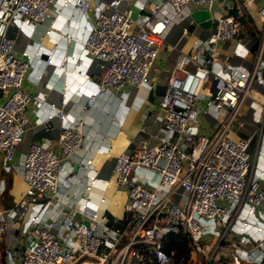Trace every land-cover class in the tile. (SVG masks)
I'll list each match as a JSON object with an SVG mask.
<instances>
[{
  "label": "built area",
  "instance_id": "obj_1",
  "mask_svg": "<svg viewBox=\"0 0 264 264\" xmlns=\"http://www.w3.org/2000/svg\"><path fill=\"white\" fill-rule=\"evenodd\" d=\"M61 1V6L71 3L83 14L92 5L93 23L83 27L73 56L74 60L87 56L93 62L92 87L84 95V105L92 108L96 97L109 89L149 82V69L167 27L173 18L188 16L189 6L206 9L211 25L188 51L177 53L153 115L159 126L149 134L151 141L114 157L111 175L102 186L124 189L123 204L113 202L122 209L119 216L104 208L97 211L95 203L104 207L102 193L94 204L89 202L93 174L83 185V202L69 199L65 208H57L56 216L43 215L60 194L66 178L59 174L61 161L79 148L84 125L82 107L75 102V112L66 122L64 108L49 103L52 112L41 122L52 118L63 122L56 139L58 151L48 143L29 142L20 155L22 188L11 205L0 207V239L13 229L1 247L3 264H74L81 258L89 264H264V0H233L228 10L235 14L216 16L211 9L218 0H162L146 12L142 1L133 0L134 16L128 0ZM54 2L0 0L3 172L16 167L12 159L29 124L27 105L33 104L31 113L36 114L43 101L22 88L31 56L26 49L14 48V37L40 23ZM238 16H245L260 33L257 41L248 43L239 36ZM219 43H229L238 58L250 55L249 64L227 62L216 50ZM36 58L51 63L50 55L42 59L40 53ZM199 112L213 120L207 134L200 131ZM245 122L253 128L241 137L235 129ZM84 164L91 165V159ZM142 169L154 174V180L145 178L148 185L138 176ZM4 189L0 176V194ZM170 232L186 238L185 253L164 249Z\"/></svg>",
  "mask_w": 264,
  "mask_h": 264
},
{
  "label": "crops",
  "instance_id": "obj_2",
  "mask_svg": "<svg viewBox=\"0 0 264 264\" xmlns=\"http://www.w3.org/2000/svg\"><path fill=\"white\" fill-rule=\"evenodd\" d=\"M131 1L133 0L126 1V5L129 12L134 10L136 14L137 9ZM139 1H142L145 7V10L142 11L146 12L152 3L162 0ZM61 2V0H55L54 4L49 7L47 16L40 23L34 28L29 26L23 28L14 37V48L17 51L26 49L31 56L30 67L22 80V88L30 94L42 97L43 101L37 106L36 114L31 113L33 104H28L26 107L25 114L29 124L14 150L12 164L16 165L14 169L16 174L8 192L13 202L17 192L22 188L18 161L29 142L48 143L54 151H58L56 139L63 122L56 118L50 119L47 124L41 122L47 113L52 112L49 103L64 108L66 114L64 122H66L75 112L72 105L75 102L82 107L81 116L84 122L82 140L79 148L67 160L61 161L59 174L62 177L66 175V178H64L63 186L59 189L60 194L55 202L49 203L43 211V215L56 216L57 208H65L66 201L69 199L75 201L76 204L83 202L85 196L83 185L86 177L93 174L96 181L87 194L89 202L94 204L97 195L102 193L106 198L104 207L95 203L97 211L100 212L99 208H104L112 215L119 216L122 209L115 206L113 202L114 199H117L120 204H123L125 201L124 189L120 186H113L112 190L102 186L104 180L111 175L114 157L119 152L136 144L140 145L142 142L151 141L149 134L155 132L159 126L153 115L158 112V101L177 53L188 51L193 40L203 38L210 26L204 29L190 17L192 10L203 8L189 6L188 16L181 19L173 18L172 23L167 27L163 42L158 47L153 65L149 69V82L137 87L124 84L120 90L116 91L109 89L96 97V108H92L84 105V95L92 87L93 78L90 69H92L93 62L87 56L79 57L77 60L73 58L79 49L83 27L93 23L92 5L83 14L78 12L71 3L61 6ZM232 4L233 0H218L212 6V15L216 16L217 13L227 12ZM240 17H242V21H239V36L246 39L248 43L257 41L260 33L255 32L253 28L246 29L245 25L250 23L245 16ZM191 21L193 24L190 23ZM184 28L185 31H183ZM9 31L12 34V29ZM216 47L219 56L227 62L249 64L250 55L243 59L232 55L229 43H219ZM254 47H256L255 44L251 50H254ZM40 53L42 59L46 55H50L51 63L47 65L43 60L37 59L36 54ZM63 93L65 100L62 102L61 94ZM0 99H2L1 94ZM246 106L247 102L245 101L241 115ZM257 107L251 106L254 110H257ZM143 114L147 117L143 118ZM197 119L200 122L201 133H209L213 127V120L200 112ZM243 126V130H241L243 134L250 132L253 128V125L247 122ZM235 130L237 133L238 129ZM87 158L91 159V165L88 167L84 164ZM137 173L140 174L138 176L141 177V182L146 185L149 184L145 180L146 177L154 180V174L147 170H138ZM262 183L264 186V182ZM73 191L75 193L72 196L70 193ZM76 217L81 216L76 214ZM12 230L10 228L7 235L5 233L0 239V251L2 245L11 239Z\"/></svg>",
  "mask_w": 264,
  "mask_h": 264
},
{
  "label": "trees",
  "instance_id": "obj_3",
  "mask_svg": "<svg viewBox=\"0 0 264 264\" xmlns=\"http://www.w3.org/2000/svg\"><path fill=\"white\" fill-rule=\"evenodd\" d=\"M231 12L233 14H235L234 9H232ZM238 20L242 21V17L238 16ZM8 189L9 188H7V190ZM7 190L5 189V192L3 193L6 196V200L1 202L2 207H6V206H9L12 204L11 196L9 194H6ZM108 223H110V222H108ZM186 242H187L186 238L183 235H181L180 233L170 232L167 234L166 239L164 240V249L166 251H171L172 254L175 253V255L183 254L186 252Z\"/></svg>",
  "mask_w": 264,
  "mask_h": 264
},
{
  "label": "rangeland",
  "instance_id": "obj_4",
  "mask_svg": "<svg viewBox=\"0 0 264 264\" xmlns=\"http://www.w3.org/2000/svg\"><path fill=\"white\" fill-rule=\"evenodd\" d=\"M130 15L131 16H134L135 15V12H134V10H130ZM249 22V21H248ZM250 24H246L245 26H246V29H250V28H253V25H252V23L251 22H249ZM207 90L208 89H203V94H204V96H206V93H207ZM202 102H200V104H201ZM201 105H203V103L201 104ZM243 127L244 126H242V127H240V128H237L238 130H237V135H239V136H241V137H244V136H247L248 134H249V132H246V133H244L243 134V132L241 131V130H243ZM231 129L233 130L234 128H233V126L231 127ZM253 139H254V136H252V138H251V141L253 142ZM262 147H263V145H262ZM16 170H13V172H3V171H0V176H2L3 177V179H4V182H5V189L7 190V188H10V186H11V183L13 182V179L15 178L14 177V175L16 174V172H15ZM5 189L2 191V193L0 194V206H1V202H3L4 200H6V196L3 194L4 192H5ZM6 194H9L8 193V190L6 191ZM7 233H8V230H7V232H6V235H7ZM84 260V258H81L80 260H78V261H76V262H74V264H89L88 262H84L83 261ZM2 261V262H1ZM0 262H1V264H3V258H2V254H1V251H0Z\"/></svg>",
  "mask_w": 264,
  "mask_h": 264
},
{
  "label": "water",
  "instance_id": "obj_5",
  "mask_svg": "<svg viewBox=\"0 0 264 264\" xmlns=\"http://www.w3.org/2000/svg\"><path fill=\"white\" fill-rule=\"evenodd\" d=\"M227 13L230 14L231 11L227 10ZM190 17L204 29L210 26L209 12L206 9H194L190 12Z\"/></svg>",
  "mask_w": 264,
  "mask_h": 264
},
{
  "label": "bare ground",
  "instance_id": "obj_6",
  "mask_svg": "<svg viewBox=\"0 0 264 264\" xmlns=\"http://www.w3.org/2000/svg\"><path fill=\"white\" fill-rule=\"evenodd\" d=\"M258 98H261V97H258ZM91 264V263H90Z\"/></svg>",
  "mask_w": 264,
  "mask_h": 264
}]
</instances>
